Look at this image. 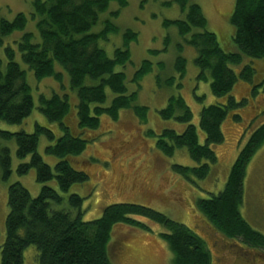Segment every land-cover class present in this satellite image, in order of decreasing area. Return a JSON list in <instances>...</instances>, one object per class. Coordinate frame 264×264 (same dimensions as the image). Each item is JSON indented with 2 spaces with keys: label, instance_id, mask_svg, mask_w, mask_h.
Listing matches in <instances>:
<instances>
[{
  "label": "trees",
  "instance_id": "16d2710c",
  "mask_svg": "<svg viewBox=\"0 0 264 264\" xmlns=\"http://www.w3.org/2000/svg\"><path fill=\"white\" fill-rule=\"evenodd\" d=\"M111 3L117 5V10L108 11ZM172 4L179 8L184 18L165 20L163 26L175 27L182 38L189 36L185 42L196 51L197 80L208 82L213 96H227L239 80L250 86L249 97L259 96L255 90L257 86L264 95V78L254 87V69L249 65L242 66L243 58L264 59V0H235L229 19L234 29L230 40L235 52L224 51L215 34L206 30L207 21L198 5L190 0H172L165 5ZM127 5L128 0H35L29 18L36 21L37 35L24 33L14 42L21 62L37 82L53 79L61 84L62 74H67L70 89L77 98L79 130H97L100 117L104 115L117 121L122 110H131L141 122H146L147 108L136 104V92H129L125 74L118 70L129 63V46L136 42L137 34L124 31L121 46L114 49L111 58L100 47L101 43L109 41V35L118 34L117 27L105 16L116 18ZM27 22L23 13L16 14L12 21L0 19V48L6 38L22 32ZM99 25L102 29L95 30ZM168 42L166 38L165 47ZM177 49L181 52L182 47ZM16 50L11 46L5 47L6 62L0 59V123L8 125L21 124L34 106L26 73L16 62ZM149 53L154 55L157 52ZM185 65V59L178 55L174 70L180 78L185 75ZM230 65L242 67L238 75L229 68ZM158 67L164 69L161 63ZM151 71V62L143 61L131 82L139 86ZM156 81L159 84L161 79L157 76ZM164 84L173 85L174 77L165 80ZM177 87L180 88L181 84L178 83ZM197 99L201 101L202 97ZM246 103L247 99L236 102L229 97L226 105L204 107L199 117V128L204 134V144L201 145L197 130L191 124L190 109L180 96H172L165 108L159 111V116L164 121L185 124L184 130L177 133L164 129L158 135L151 131L147 135L156 138L155 148L166 157L173 156L177 149L185 148L196 166L173 165L172 171L190 182L193 178L203 180L208 177L209 165L217 162L211 146L223 142L222 124L229 113H235ZM38 110L48 122L61 128L60 137L55 138L50 130L38 125L32 134L0 129V142H13L18 160L28 158L27 162L18 165L16 173L25 176L34 170L36 182L42 186L36 197H32L19 183L8 187V213L0 264H23L24 251L29 247L37 251V264H111L108 246L115 227L124 225L149 230L136 218L146 219L163 228L164 232L159 237L170 250L172 264H213L211 253L199 236L146 206L113 204L107 206L98 219L83 221V199L74 193H69L64 199L61 194H67L74 185L88 182V176L73 169L69 163L71 158L82 154L87 141L69 133L65 120L70 111L67 95L53 93L48 98L40 95ZM234 119L238 121L240 117L234 114ZM40 136H45L51 143L45 149L46 154L58 159L53 168L37 154ZM263 145L264 122L239 150L224 189L209 199L197 200L194 205L195 211L218 235L262 250L264 236L242 218L240 207L247 166ZM0 171L3 181L11 175L10 150L1 145ZM52 182L56 188L49 185Z\"/></svg>",
  "mask_w": 264,
  "mask_h": 264
},
{
  "label": "rangeland",
  "instance_id": "374dc122",
  "mask_svg": "<svg viewBox=\"0 0 264 264\" xmlns=\"http://www.w3.org/2000/svg\"><path fill=\"white\" fill-rule=\"evenodd\" d=\"M35 0H0V19L12 21L16 14L23 13L28 19L22 32H15L4 40L0 48V59L6 58L3 49L11 46L24 33L37 35L36 21H31L32 4ZM172 0H128L126 8L122 9L116 18L110 22L118 29L117 35H109L107 43L100 47L109 58L113 51L122 43L121 34L130 30L137 34V40L129 46L130 59L125 68H118L124 72L126 86L129 92H136V104L147 108L146 122H141L131 110H122L117 121L107 116L100 117V126L95 131H82L77 126L76 105L77 98L70 89L67 74H62L61 84L53 79L37 82L21 62L16 50V62L26 73V81L31 88L33 109L30 115L18 125L0 123V129L11 132H25L32 134L35 125L50 130L55 138L62 135L61 128L48 122L38 110V97H50L53 93L60 96L67 95L70 111L66 117V124L72 136H78L87 141L86 148L77 157L70 159L73 169L88 176L84 185H74L67 194H61L64 199L69 193L79 195L83 199L82 220L85 222L98 219L103 210L113 204H137L155 210L168 219L178 222L194 234L199 236L209 249L213 264H264V250L241 245L239 241L225 239L218 235L194 208L197 200L209 199L218 195L225 187L231 166L239 150L245 145L251 133L264 122V95L259 85L264 78V59L243 58L242 66L249 65L254 69L253 85L257 90L256 98L249 97L248 85L242 80L237 81L233 90L225 97H215L211 94L209 83L197 80L199 69L194 60L196 51L186 44L175 27H164L165 20L183 19L179 8L166 3ZM198 5L206 18V30L215 34L220 47L226 52H235L230 37L233 27L229 23L234 9L235 0H190ZM117 10V5L111 3L108 11ZM103 17V18H105ZM102 29L99 25L95 30ZM94 30V29H93ZM94 30V31H95ZM166 38L169 44L165 47ZM178 46L182 47L181 52ZM156 51V54H150ZM180 55L186 61L185 75L180 78L174 70L176 57ZM152 64V71L146 75L139 86L131 82L134 72L143 61ZM163 64L160 70L158 65ZM229 68L238 75L240 68L230 65ZM58 70V69H57ZM161 79L158 84L156 77ZM174 77V84L167 86L164 81ZM181 84L178 88L177 84ZM180 96L192 113L191 124L195 126L199 143L204 144V134L199 128L200 112L204 107L213 104L226 105L228 98L236 102L247 99L244 107L235 113H229L221 126L223 142L212 145L217 162L209 165L206 179L193 178L190 181L172 171L173 165L195 167L196 163L188 156L185 148L177 149L173 156L166 157L155 148V137L164 129L181 133L185 124L174 120L164 121L159 111L164 109L170 97ZM198 100L197 98H201ZM108 104V102H107ZM234 114L240 120L234 119ZM51 144L45 136L38 139L37 154L43 162L54 167L57 158L46 154V147ZM10 150L11 175L6 181L1 178L0 171V248L5 240V218L8 213V187L19 183L32 197L39 194L41 185L36 182L35 171L31 170L25 176L16 173L18 165L27 162L28 158L20 161L16 158V146L13 142H0ZM56 188L55 183H49ZM242 218L250 227L264 236V145L249 162L243 181V201L240 207ZM145 224L149 230L130 228L119 225L114 228L108 246L111 264H172V255L168 246L159 235L163 228L146 219L136 218ZM37 251L29 247L24 251L23 264H37Z\"/></svg>",
  "mask_w": 264,
  "mask_h": 264
}]
</instances>
